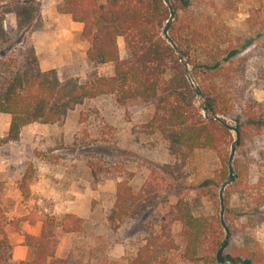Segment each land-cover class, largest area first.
Listing matches in <instances>:
<instances>
[{
	"label": "rangeland",
	"instance_id": "rangeland-1",
	"mask_svg": "<svg viewBox=\"0 0 264 264\" xmlns=\"http://www.w3.org/2000/svg\"><path fill=\"white\" fill-rule=\"evenodd\" d=\"M61 2L40 0L43 27L31 34V42L34 46L37 37L45 43L52 39L59 78L83 81L90 69L85 56L89 44L72 29L71 17L58 12ZM190 3L181 12L184 25L198 26L218 59L230 55L229 63L221 62L215 75L217 85L226 88L227 100L222 106L226 112L215 114L238 127L243 136V146L238 151L237 146L234 155L235 179L229 188L231 242L236 248L259 251L256 264H264V1ZM7 24H15L13 15L7 16ZM120 48L119 57L124 59L128 55L125 40ZM197 98L205 106L206 96ZM212 112L207 110L204 117L213 119ZM153 113L152 102L117 105L112 95H100L83 100L61 122H34L37 124L24 130L16 142H3L6 135L0 137L2 209L8 218H23L21 232L6 228L11 241L18 243L29 222H37L45 213L73 214L82 219V227L61 234L56 249V256L68 258L70 264H133L150 236L158 237L157 244L167 243L153 264H220L216 252L206 255L201 250L196 258L185 255L186 241L175 220L174 205L179 199L195 204L193 213L206 218L207 241L213 233L216 236L223 159L228 160L235 133L229 130L230 135L219 139L216 146L195 149L183 162L153 132ZM7 118L0 113V131ZM39 175L46 184L38 183ZM122 180L136 196V206L150 195L157 203L142 211L136 209L138 217H125L114 226L107 221L106 212L114 205L116 186ZM146 184L149 192L142 189ZM53 189L60 193L51 195ZM36 225L30 230H37ZM227 247L223 254L229 258L223 264H242V259H231Z\"/></svg>",
	"mask_w": 264,
	"mask_h": 264
},
{
	"label": "trees",
	"instance_id": "trees-1",
	"mask_svg": "<svg viewBox=\"0 0 264 264\" xmlns=\"http://www.w3.org/2000/svg\"><path fill=\"white\" fill-rule=\"evenodd\" d=\"M169 1L174 18L168 34L182 53L192 81L206 96L207 110L223 114L227 92L226 88L217 85L215 75L221 70V62L229 63L230 55L218 59V55L208 48L209 41L203 40L199 27L184 25L181 12L190 7V0ZM57 10L83 25L81 36L89 44L86 58L90 66L83 81L78 77L60 79L55 69L40 68L31 42V34L43 27L40 0H0V113L11 117L3 142L18 140L21 128L30 123L61 122L83 100L100 95H112L117 105L152 102L154 113L150 125L153 132H157L167 142L171 154L183 162L195 149L216 146L219 139L230 135L217 120L204 117L182 61L162 35L169 17V9L163 0H62ZM10 14L15 19L13 26L7 24ZM120 36L124 37L128 51L124 59L118 52L117 38ZM105 63L113 64L111 76L98 74L97 66ZM239 131L237 151L243 146L242 131ZM223 162L224 181L228 171L227 160L223 159ZM235 164L236 160L233 169ZM232 185H228L223 194L224 220L231 237L233 229L228 206ZM147 186L142 187L143 191L149 192ZM20 191L25 192L23 184ZM3 194L4 187L0 182V259L3 264H70L68 258L56 257V249L60 235L78 232L82 219L73 214H43L39 219L40 233L25 234L28 258L16 261L12 259V244L5 230L7 227L18 228L23 218L5 215L1 203ZM136 201L125 181L118 182L115 203L106 212L107 221L117 226V222L125 217H138L136 209L142 211L157 203L154 195L147 196L137 206ZM194 206L183 199L174 205L175 220L181 224L186 241L185 255L189 258L198 257L201 250L206 255L216 252L224 237L218 216L216 236L213 233V238L207 241L206 218L193 213ZM231 237L227 247L231 259L234 262L249 259L250 264H256L260 259L259 251L236 248ZM157 238H146L133 264H153L157 254L167 245L166 242L157 244Z\"/></svg>",
	"mask_w": 264,
	"mask_h": 264
},
{
	"label": "crops",
	"instance_id": "crops-1",
	"mask_svg": "<svg viewBox=\"0 0 264 264\" xmlns=\"http://www.w3.org/2000/svg\"><path fill=\"white\" fill-rule=\"evenodd\" d=\"M71 25H72L71 26L72 29H74L75 31H78L81 34V31H82V28H83L82 23L73 21L72 18H71ZM123 41L124 40H123L122 37H118L117 38V43H118V49H119L120 57H121L120 45L123 43ZM44 43H45L44 39H39L38 37L36 39H34V49H35L36 55L38 57V62H39L40 68L42 70L56 69L57 65H55L54 63H55V58H56V56L58 54L56 52V47L54 46V41L52 39H48L47 42L45 44ZM85 56H86V51H85ZM103 70L106 71V73H104V76H111L113 74V65H112V63H105V64H100V65L97 66L98 73H101ZM2 114H6V113H2ZM6 115L10 117L9 114H6ZM7 119H8V121L6 123V126H5L4 130L0 131V137H3L4 135H7L11 117L7 118ZM33 124H37V123H30L28 125L23 126L21 128V130H20L19 138L22 137L23 131L26 130V129H28V130L31 129L29 127H31V125H33ZM14 142H16V141H14ZM43 179H44V177L39 175L38 179H36V180H38V183L40 184L41 181L44 183ZM36 184H37V182H36ZM44 184H46V183H44ZM51 193H52L51 195H53V194L57 195L60 192L58 190L53 189L51 191ZM36 224H39L38 229L37 230H33V231L30 230L31 227L36 225ZM40 229H41V221L40 220H38L37 222H33V223L29 222V225H28V228L26 229V232H22L21 233V236L23 238L20 239L18 241V243H15V244L11 241V238H10V236L8 234L9 241L12 244V252H11L12 254L11 255H12V259L13 260L20 261V260H26L28 258L29 250H28V246L26 245V242H25V234L38 235L40 233ZM14 230L16 232H21L20 225H19L18 228H14ZM62 234H65V233H62ZM55 255H57V254H55Z\"/></svg>",
	"mask_w": 264,
	"mask_h": 264
},
{
	"label": "water",
	"instance_id": "water-1",
	"mask_svg": "<svg viewBox=\"0 0 264 264\" xmlns=\"http://www.w3.org/2000/svg\"><path fill=\"white\" fill-rule=\"evenodd\" d=\"M163 1L169 9V17H168L167 21L165 22L164 27L162 28V35L169 42V44L173 47V49L176 51V53L180 57V60L182 61L183 66H184L185 74H186L187 78L190 80L191 86L194 88L196 95L201 97V98H204V95H203L202 91L200 90V88L197 85H195L194 82H192L187 63L185 60H183L182 53L180 52L179 48L176 46V44L173 42V40L171 39V37L168 34L169 27H170L171 22L174 18V9H173L169 0H163ZM202 109L204 111V115L206 116L207 115V108L205 106H203ZM211 116L213 117V119H215L219 123H221L225 128H227L228 130H232L235 133L234 144L230 149L228 160H227L228 175H227V178L221 183L219 191H218V198H219V204H220L219 221H220L221 227L224 230V238H223L221 246L216 251L215 259L218 263L223 264L224 259L229 258V254H223V251L227 247L228 242H229V238L231 235L230 228L227 226V224L224 220L225 207H224L223 194H224V190H225L226 186L231 184L235 179L234 169H233V159H234V155L236 152V148H237V146H239V143H240V131L237 127L228 124L224 119L217 116L215 113L212 112ZM240 262L242 264H249L250 263V261L248 259H242V260H240Z\"/></svg>",
	"mask_w": 264,
	"mask_h": 264
}]
</instances>
